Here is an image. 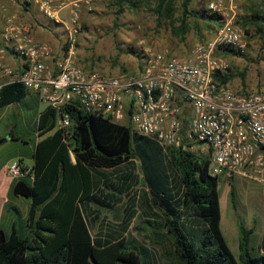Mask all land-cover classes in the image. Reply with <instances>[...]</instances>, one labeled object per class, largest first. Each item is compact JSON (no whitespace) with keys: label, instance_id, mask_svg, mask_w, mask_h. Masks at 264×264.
Here are the masks:
<instances>
[{"label":"trees","instance_id":"16d2710c","mask_svg":"<svg viewBox=\"0 0 264 264\" xmlns=\"http://www.w3.org/2000/svg\"><path fill=\"white\" fill-rule=\"evenodd\" d=\"M138 2L150 4V0H116L120 7L136 8ZM176 2L156 0L154 12L173 22ZM190 3L181 0L179 25L172 27L175 36L187 34L190 18L217 20L207 10L191 9ZM260 21L264 13L252 15L245 24L262 29ZM230 78L228 73L216 76L223 85ZM26 93L19 82L3 86L0 106L19 101ZM67 112L71 125L66 129L59 126V115L50 106L39 116L38 135L44 138L33 155V181L18 179L11 189L30 201V236L0 230V264H155L150 263L154 259L148 250L140 252L131 245L132 238L123 237L139 214L137 208L154 218L147 222L157 229L156 237L170 244L171 258L177 264H264L263 255L251 253L252 231L242 222L238 223L239 259L232 254L220 228L218 177L209 174L207 157L182 149L165 152L156 141L132 133L127 126L75 107ZM4 142L0 138V145ZM136 162L146 189L130 198L121 232L100 231L92 237L87 218L89 222L97 218L91 206L109 209L121 202L118 196L137 182ZM121 166L128 168L126 173L112 175ZM229 198L233 203V186Z\"/></svg>","mask_w":264,"mask_h":264},{"label":"built area","instance_id":"2783aa9c","mask_svg":"<svg viewBox=\"0 0 264 264\" xmlns=\"http://www.w3.org/2000/svg\"><path fill=\"white\" fill-rule=\"evenodd\" d=\"M52 22L62 38L57 48L35 42L32 25L16 17L4 23L0 57L11 51L22 60L14 75L31 93L59 115V126L69 128L67 108L75 107L132 133L156 141L167 152L187 151L196 145L205 152L209 174H229L254 181L264 189V85L233 89L217 81L229 72L221 51H244L246 41L238 16L241 0H210L206 10L216 16L214 36L196 43L186 55L169 49L146 51L136 75L109 77L81 67L79 40L84 16H91L103 0H20ZM8 75L12 72L0 64ZM180 103V111L173 104ZM13 180L33 181L32 168L13 162Z\"/></svg>","mask_w":264,"mask_h":264},{"label":"rangeland","instance_id":"374dc122","mask_svg":"<svg viewBox=\"0 0 264 264\" xmlns=\"http://www.w3.org/2000/svg\"><path fill=\"white\" fill-rule=\"evenodd\" d=\"M209 1L191 0L190 8L198 11L206 10ZM180 5L181 0H177L176 7L178 10L175 12L174 21L169 22L154 12L156 0H150L149 5L138 2L136 8L127 5L120 7L117 5L116 0H103L97 11L89 16L91 22L85 25L83 37L79 42L80 47H83L81 50L83 64L89 70L108 75L121 74L123 70H129L132 66L137 72L146 51L157 52L169 49L176 54L182 53L185 55L180 49L189 43L190 38L196 39L195 41L198 43L207 40L205 36H199V31H204L205 35L209 37L214 36L218 29L217 20L206 21L195 18L188 20L190 30L186 35L175 36L172 33V27L179 25ZM237 13L247 45L244 51L235 49H233L235 52L221 51V54L230 63L228 74L231 76L233 73V81L236 82L239 81L238 74L245 73V80L252 87L258 83L264 85V21H260L258 24L262 29H259L256 25L245 24V20L252 15L264 13V0H241L238 2ZM173 106L180 108V111L184 113L185 109L180 103L173 104ZM186 150L195 153L199 157H206V153L200 152L196 145H187ZM136 163L137 182L134 183L130 191L118 196L121 202L109 209L91 206V209L96 212L94 218H97L96 222H89L87 218L92 237H96L100 231L107 234L121 232L124 225L122 220L125 217V209L129 207L130 198H132V195H141V191L146 189L139 163ZM127 170L126 166H121L112 175L118 176L126 173ZM107 172L111 173V171ZM231 186L235 190L233 203L229 198ZM217 189L220 202L221 232L236 260L239 259V222H242L246 228L252 231L250 236L251 253L254 256H264L263 187L245 178L222 174L218 177ZM25 201L29 200L24 198L10 199V202L19 208L18 211L21 216L25 213ZM136 211L139 214L133 218L123 237L127 240L132 238L134 242L131 245L135 246L140 252L143 249L148 250L154 259V261L150 259V263L177 264L171 258L172 248L170 244L166 240L162 241L156 237L157 229L148 224L147 221L153 222L154 218L144 214L141 208H137ZM156 212L158 213V211ZM10 215L12 216L10 213L6 216L7 219ZM16 218V227L19 230L20 219L17 214Z\"/></svg>","mask_w":264,"mask_h":264},{"label":"crops","instance_id":"0c3cea01","mask_svg":"<svg viewBox=\"0 0 264 264\" xmlns=\"http://www.w3.org/2000/svg\"><path fill=\"white\" fill-rule=\"evenodd\" d=\"M249 14V13H248ZM13 16L19 20L31 23L32 25V38L35 42H46L52 47L57 48L61 42V34L57 32L56 26L48 21L45 17L39 14L37 9L33 7L22 6L20 0H0V48L5 45L2 40V33L4 29V23L7 17ZM89 16L83 17L84 25L89 24L91 21ZM199 36H205L209 40L212 36L205 35L204 31H199ZM83 35H81L79 42ZM196 39H189V43L183 46L181 52L188 54L193 46L198 43ZM206 41V40H204ZM83 47H78V56L80 64L83 60L81 59V50ZM179 55H183L180 53ZM0 64L8 68L12 75H8L5 71L0 68V88L16 82L14 75L18 74L22 69V60L11 51L0 57ZM81 67L89 71L85 64ZM141 69V66H140ZM139 69V70H140ZM134 67H130L129 70H123V73L116 75L106 76H119L122 74L136 75ZM118 73L117 71H115ZM232 73V72H231ZM234 74L232 73L230 80L226 85L233 89H259L262 87V83H258L255 86H251L245 80V73L238 74L239 81H233ZM259 85V86H258ZM48 104L42 102L35 93L28 92L19 101L13 102L4 106H0V138L5 139V142L0 145V230L4 231L7 235H10L13 231H17L21 236H30L28 230V212L30 208V201H25V213L21 216L18 211V207L10 202V199L15 198L16 200L24 198L16 196L12 193L11 189L15 182L8 173V167L13 162H18L23 167L32 168L34 165V152L38 142L44 137L38 135V120L41 113H43ZM50 132L47 135H51ZM45 135V137L47 136ZM27 200L26 198H24ZM28 202V203H26ZM10 215L7 219V215ZM14 214V215H13ZM18 215L19 230L16 227ZM7 228V230H6Z\"/></svg>","mask_w":264,"mask_h":264}]
</instances>
